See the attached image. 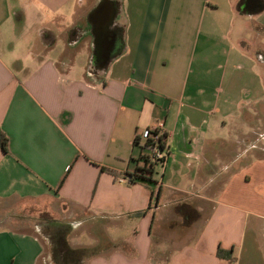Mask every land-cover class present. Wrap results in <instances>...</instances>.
Segmentation results:
<instances>
[{"label": "crops", "instance_id": "0c3cea01", "mask_svg": "<svg viewBox=\"0 0 264 264\" xmlns=\"http://www.w3.org/2000/svg\"><path fill=\"white\" fill-rule=\"evenodd\" d=\"M243 3L0 0V264L52 263L19 202L70 224L71 247L81 227L112 245L82 264H264V81L238 88L264 63V0ZM159 121L165 159L119 182Z\"/></svg>", "mask_w": 264, "mask_h": 264}, {"label": "rangeland", "instance_id": "374dc122", "mask_svg": "<svg viewBox=\"0 0 264 264\" xmlns=\"http://www.w3.org/2000/svg\"><path fill=\"white\" fill-rule=\"evenodd\" d=\"M85 56L87 59H86V63H85L84 69H83L84 72L86 71L89 53L88 52L83 53L81 51V48H80L78 51V55L75 58V62H76V64H78V63H80L81 59L82 60L85 59ZM241 73L243 74V78L241 80L240 87H238L240 90V94H243V95H246V93L247 94H249V93L255 94L256 90L258 88L257 83L259 81H261V82L264 81V63L259 65V67H255L254 69H250L249 67L245 66V68L241 69ZM256 121H258V120H256ZM261 127H260V125H258V127H257V129H258L257 133L258 134L256 136H253V142L254 141L256 142L257 147L264 145V139L262 137H259L260 136L259 133H264V127L263 128H261ZM262 155L264 157V151H262ZM48 203H49V205L51 204L50 202H48ZM23 205L24 204L22 202L14 204L13 206H11V203H10V207H11V209H13V211H12V213H9L8 216L11 220H13L14 227L18 231L37 233L36 229H38V227L40 225H43L44 222H46V219L50 218L51 216L49 213H43L40 206H38V205H28V206L27 205L23 206ZM0 206H1V204H0ZM2 206L3 207L8 206V203H6V204L3 203ZM41 206H43V204ZM259 210H260V212L264 213V205H259ZM0 216L2 217L3 214ZM41 217H42V219H41ZM81 228H82L81 230L73 231L70 234L69 241L70 242H79L80 244H83V245L93 246L94 241H91V238H93L92 234L85 230L86 227H81ZM111 246H112L111 244L100 246V249L103 250L101 253H103L107 249L110 250ZM86 258H88V257H86ZM89 260H91V259H89ZM94 260H96V262H94L93 264H103V258L102 257L99 260L98 259H94ZM94 260H92V261H94ZM40 264H48V261L41 260ZM50 264H53V263H50Z\"/></svg>", "mask_w": 264, "mask_h": 264}, {"label": "trees", "instance_id": "16d2710c", "mask_svg": "<svg viewBox=\"0 0 264 264\" xmlns=\"http://www.w3.org/2000/svg\"><path fill=\"white\" fill-rule=\"evenodd\" d=\"M243 3V0H241ZM261 9V6H259ZM242 8V7H241ZM137 137L134 139V143L137 144ZM7 137L0 130V147L6 151ZM152 169L141 168L139 173L130 174L128 182H134L135 180H149L147 174H151ZM144 211H138L136 214L141 215ZM42 219V217H41ZM71 225L65 222H60L52 218H47L43 225H40L36 232L48 242L51 262L53 264H82L86 257H92L100 254L103 250L100 246L103 244H97L89 247H71L68 244L67 236L70 233ZM225 251L218 247L217 256L221 259L226 257Z\"/></svg>", "mask_w": 264, "mask_h": 264}, {"label": "built area", "instance_id": "2783aa9c", "mask_svg": "<svg viewBox=\"0 0 264 264\" xmlns=\"http://www.w3.org/2000/svg\"><path fill=\"white\" fill-rule=\"evenodd\" d=\"M87 75L94 77L91 71ZM163 122L159 121L152 126L143 128L138 134L137 148H139V159L142 163V168L152 169L155 163H161L165 159L163 149ZM125 176L118 177L119 182H126Z\"/></svg>", "mask_w": 264, "mask_h": 264}, {"label": "water", "instance_id": "95a60500", "mask_svg": "<svg viewBox=\"0 0 264 264\" xmlns=\"http://www.w3.org/2000/svg\"><path fill=\"white\" fill-rule=\"evenodd\" d=\"M255 2L256 0H247L245 4L250 9L251 7L255 5ZM102 57H103L102 62H105L106 59L108 58V53L102 54Z\"/></svg>", "mask_w": 264, "mask_h": 264}, {"label": "flooded vegetation", "instance_id": "af4514ba", "mask_svg": "<svg viewBox=\"0 0 264 264\" xmlns=\"http://www.w3.org/2000/svg\"><path fill=\"white\" fill-rule=\"evenodd\" d=\"M246 1H247V0H243V2H244L243 5H245ZM244 7H246V6H244Z\"/></svg>", "mask_w": 264, "mask_h": 264}]
</instances>
